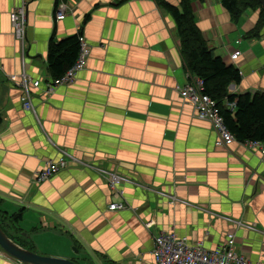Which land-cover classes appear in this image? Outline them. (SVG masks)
<instances>
[{
	"label": "crops",
	"instance_id": "0c3cea01",
	"mask_svg": "<svg viewBox=\"0 0 264 264\" xmlns=\"http://www.w3.org/2000/svg\"><path fill=\"white\" fill-rule=\"evenodd\" d=\"M162 1L180 3L30 0L23 45L10 20L22 0H0V224L19 245L77 264H156V237L175 233L208 251L234 239L236 252L264 263V157L238 141L217 146L211 123L182 100L180 37ZM61 2L69 9L58 20ZM192 9L214 54L242 73L229 92H264V32L245 38L260 11L234 24L220 0ZM80 32L87 67L48 95L52 42ZM23 72L40 82L31 89L35 113L10 82ZM62 151L74 161L40 183ZM101 170L131 180L122 198ZM121 201L129 208L109 209Z\"/></svg>",
	"mask_w": 264,
	"mask_h": 264
},
{
	"label": "trees",
	"instance_id": "16d2710c",
	"mask_svg": "<svg viewBox=\"0 0 264 264\" xmlns=\"http://www.w3.org/2000/svg\"><path fill=\"white\" fill-rule=\"evenodd\" d=\"M179 1L178 6L162 1L160 7L169 13L176 23L186 72L203 80L204 93L217 102L225 124L236 141L264 143V92L258 91L254 94L229 92L232 84H239L242 81V73L235 66L228 65L222 57L214 54L198 27L192 4L204 0ZM221 3L235 20H240L248 11L259 10L260 16L256 27L245 34V38L249 40L261 38L264 32V7L259 0H221ZM89 18L90 15H87L85 23ZM81 36L83 35L80 32L58 43L52 42L49 63L55 78L63 76L77 62L81 52ZM233 103L236 104L234 110L230 107ZM19 219L21 214L14 218V222L17 223ZM0 226L2 227L1 224ZM11 238L14 239L12 236Z\"/></svg>",
	"mask_w": 264,
	"mask_h": 264
},
{
	"label": "built area",
	"instance_id": "2783aa9c",
	"mask_svg": "<svg viewBox=\"0 0 264 264\" xmlns=\"http://www.w3.org/2000/svg\"><path fill=\"white\" fill-rule=\"evenodd\" d=\"M30 0H22L19 5L11 14L10 20L14 27L16 40L20 44H25V28H26V7ZM69 6L67 3L61 2L57 7L56 19L63 20L66 17ZM81 52L75 65L68 69L65 74L59 78L50 80L54 84L47 90L46 93H54L56 87L65 84L73 83L76 79L78 72L84 70L87 67L88 57L90 54V48L84 36L80 37ZM233 54V55H232ZM232 59H237L240 52L232 53ZM22 81H30L34 84V88L40 86L39 81H34L29 76H24ZM186 77L188 83L180 90V96L185 103H189L193 106L195 114L202 120H206L211 123L212 127L218 134L216 145L219 147H226L229 144L236 141L235 136L228 130L224 117L221 114V110L217 105V102L210 96L204 93L205 84L199 77L187 72ZM20 79V76H19ZM24 96V94H23ZM32 103V101H31ZM30 108V104L26 105ZM232 110L236 108V104H230ZM246 144L250 149H261V155L264 157V143L247 142ZM74 160L64 155L58 161H49L46 164V168L40 172L39 182H45L51 177L59 173L66 168L70 162ZM101 175L107 180L110 188L116 195H120L123 187L126 183H129V178L114 172H108L101 170ZM175 200V198H173ZM129 205L125 203H112L109 207L110 210H125ZM151 224H149L150 226ZM187 239L179 238L175 233L173 234H160V237L155 239L154 246V259L156 264H263L255 263L236 252V243L234 239H230L228 245H231L229 249L219 247L217 250L208 251L203 245L188 246Z\"/></svg>",
	"mask_w": 264,
	"mask_h": 264
},
{
	"label": "rangeland",
	"instance_id": "374dc122",
	"mask_svg": "<svg viewBox=\"0 0 264 264\" xmlns=\"http://www.w3.org/2000/svg\"><path fill=\"white\" fill-rule=\"evenodd\" d=\"M221 1V0H220ZM230 18H231V16H230ZM234 19V18H233ZM233 19H231V21L234 23V24H238L239 22V19H237V20H233ZM258 20H259V18H258ZM27 21V20H26ZM258 22V21H257ZM201 30V29H200ZM203 33V32H202ZM205 38V37H204ZM206 40V39H205ZM233 55V54H232ZM230 59H231V61H234V60H236V59H232V56L230 55ZM25 76V73L23 72L22 73V76H20V79H19V75H14V76H11L10 77V82L13 84V86L14 87H16V88H19L21 91H22V96H21V98H22V105H23V108L25 109V110H27V111H30V112H32V113H35V107H34V105H33V96H32V88H34L35 86H34V84L33 83H31L30 81H28L27 80V82L24 80V81H22V78H26V77H24ZM53 82L52 81H47L46 82V89L47 90H49L52 86H53ZM59 87V86H58ZM58 87H56V89L58 88ZM23 94H24V96H23ZM245 94H247V93H245ZM251 94V93H250ZM253 94V93H252ZM31 101H32V103H31ZM184 103H185V101H184ZM27 104H30V108H28L26 105ZM259 150L260 151V154L262 153L261 152V149H258V148H255V149H250V150ZM64 155H66L67 157H70V159H72L73 157L72 156H70V154L69 153H67V152H65V151H62V154H61V156H60V158L61 157H63ZM59 158V159H60ZM58 159V160H59ZM57 160V161H58ZM69 165H70V163H69ZM69 165L66 167V168H64V169H67L68 167H69ZM63 169V170H64ZM62 171V170H61ZM60 171V172H61ZM58 174V173H57ZM119 174V173H118ZM124 176V175H123ZM126 177V176H125ZM128 178V177H127ZM130 180V179H129ZM131 181V180H130ZM130 183V182H129ZM127 184V183H126ZM125 184V185H126ZM124 185V186H125ZM159 193V192H158ZM122 195H123V192H121L120 193V195H118L119 197H121L122 198ZM175 200H176V198H175ZM172 201H174L173 200V198H172ZM118 203H125L124 201H121V202H118ZM125 204H127V203H125ZM152 225V224H151ZM23 236H25V235H23ZM158 237H160V235L159 236H157L156 238H158ZM23 239V238H22ZM44 246H45V248L43 249V252H50V253H58V252H60L59 251V249H54L52 246L51 247H49L48 245H45L44 244ZM49 249H52V250H49ZM74 252L76 251V250H73ZM40 255H43V256H47V257H53V256H48V255H44V254H40ZM153 256L155 257V255H154V252H153ZM4 262V263H6V264H22V263H20V262H18L16 259H14V258H12V257H10L8 254H6V252H4L3 251V249L0 247V262ZM253 262V261H252ZM255 263H262V262H255ZM264 264V263H263Z\"/></svg>",
	"mask_w": 264,
	"mask_h": 264
},
{
	"label": "water",
	"instance_id": "95a60500",
	"mask_svg": "<svg viewBox=\"0 0 264 264\" xmlns=\"http://www.w3.org/2000/svg\"><path fill=\"white\" fill-rule=\"evenodd\" d=\"M264 7V0H259ZM0 247L22 264H77L74 261L39 255L16 243L0 226Z\"/></svg>",
	"mask_w": 264,
	"mask_h": 264
},
{
	"label": "bare ground",
	"instance_id": "6f19581e",
	"mask_svg": "<svg viewBox=\"0 0 264 264\" xmlns=\"http://www.w3.org/2000/svg\"><path fill=\"white\" fill-rule=\"evenodd\" d=\"M231 247V245L226 244L225 248L229 249ZM219 248V247H218ZM218 248H216L215 250H217ZM156 263V262H155Z\"/></svg>",
	"mask_w": 264,
	"mask_h": 264
}]
</instances>
